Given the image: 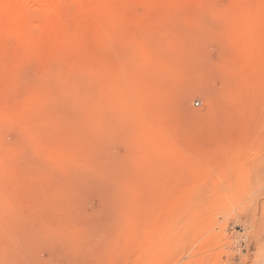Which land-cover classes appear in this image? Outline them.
<instances>
[{
	"label": "rangeland",
	"instance_id": "rangeland-1",
	"mask_svg": "<svg viewBox=\"0 0 264 264\" xmlns=\"http://www.w3.org/2000/svg\"><path fill=\"white\" fill-rule=\"evenodd\" d=\"M41 2L0 0V264H264V0Z\"/></svg>",
	"mask_w": 264,
	"mask_h": 264
},
{
	"label": "bare ground",
	"instance_id": "bare-ground-1",
	"mask_svg": "<svg viewBox=\"0 0 264 264\" xmlns=\"http://www.w3.org/2000/svg\"><path fill=\"white\" fill-rule=\"evenodd\" d=\"M55 1V0H54ZM61 1V0H60ZM63 1V0H62ZM23 2V5H26V2L30 3L31 5H34L37 7V10H40L44 13H50V11H52V7H49L48 3L47 5L44 4L43 2H41V0H22ZM25 2V4H24ZM51 4V3H49ZM51 6H54V5H51ZM25 7V6H23ZM34 8V7H33ZM30 11V10H29ZM40 14V13H39Z\"/></svg>",
	"mask_w": 264,
	"mask_h": 264
}]
</instances>
